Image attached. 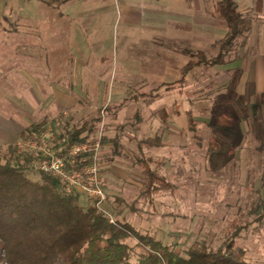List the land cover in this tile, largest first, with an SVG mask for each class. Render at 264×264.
<instances>
[{
  "label": "rangeland",
  "instance_id": "1",
  "mask_svg": "<svg viewBox=\"0 0 264 264\" xmlns=\"http://www.w3.org/2000/svg\"><path fill=\"white\" fill-rule=\"evenodd\" d=\"M50 1L0 0V164L9 154L28 155L29 181L59 179V191L72 187L81 207L95 206L110 221L127 223L181 256L196 240L217 247L232 221L248 224L235 243L246 250L247 262L264 264V0H235L248 30L222 63L237 66L225 73V64L203 65V83L188 75L184 89L176 82L177 69L146 59H91L92 72L79 74L78 81L54 67L49 36L27 20L49 19L44 5ZM217 1L204 2L222 27L213 15ZM155 39V59L162 61L166 43ZM220 42L205 41L203 57L217 56ZM151 47L143 52L152 53ZM185 111L192 114L191 128ZM74 130L92 150L86 163L94 167L96 183L81 174L83 167L73 175L75 167L71 172L67 164L70 147L78 143L65 146L62 135ZM156 137L159 144L144 143ZM30 138L39 141L35 151L19 148ZM140 153L157 161L152 167L170 190L138 198L144 184ZM50 156L63 159L59 173L41 169L51 164ZM95 187L102 198L91 194Z\"/></svg>",
  "mask_w": 264,
  "mask_h": 264
},
{
  "label": "trees",
  "instance_id": "2",
  "mask_svg": "<svg viewBox=\"0 0 264 264\" xmlns=\"http://www.w3.org/2000/svg\"><path fill=\"white\" fill-rule=\"evenodd\" d=\"M213 15L227 28L219 52L212 59L202 55L198 60L191 59L189 68L224 64L225 52L248 30L235 0H218ZM185 115L191 128L192 114L186 111ZM160 116L167 119L163 110ZM27 135L22 133L21 137ZM80 135V130L62 135L65 146L83 144L86 139ZM144 143L159 144V137ZM138 162L144 180L139 199L171 189V183L152 167L156 160L140 153ZM30 164L31 157L26 154H9V159L0 164V264H253L245 260L246 250L235 243L248 224L232 221L217 247L196 240L181 256L171 246L127 223L110 221L95 206L81 207L76 190L59 191V179L46 176L42 183L29 181L24 173Z\"/></svg>",
  "mask_w": 264,
  "mask_h": 264
},
{
  "label": "crops",
  "instance_id": "3",
  "mask_svg": "<svg viewBox=\"0 0 264 264\" xmlns=\"http://www.w3.org/2000/svg\"><path fill=\"white\" fill-rule=\"evenodd\" d=\"M204 1L51 0L49 7L44 5L52 12L49 19L35 17L27 20L36 31L49 36L54 67L62 66L68 73L71 71L77 81L79 74L84 76L92 72L88 68L91 59L109 55L110 59L140 58L155 66L162 65L164 69L175 68L181 75L176 82L184 89L188 75H192L198 84L204 81L203 65L189 68L187 63L203 56L205 41L217 43L227 32L225 25L219 27L214 23L211 10ZM155 37H161L166 43L162 49V61L155 59L159 58L155 48H160L153 44ZM148 44L152 45L153 52L146 55L143 50ZM224 64L222 72L225 73L237 66L234 62L233 67ZM141 68L137 73L144 71ZM163 87L168 86L164 84ZM58 95L65 97L64 94Z\"/></svg>",
  "mask_w": 264,
  "mask_h": 264
},
{
  "label": "built area",
  "instance_id": "4",
  "mask_svg": "<svg viewBox=\"0 0 264 264\" xmlns=\"http://www.w3.org/2000/svg\"><path fill=\"white\" fill-rule=\"evenodd\" d=\"M38 144H39V141H37L36 139H33V138H30L28 141H25L22 143V145H19V148H23L26 147L28 148L30 151H35L37 148H38ZM71 156L70 160L67 161V164H69V166L71 167V172L73 171V167H75L74 169V173L73 175L75 174L76 171H78V169H82V167L84 169H82L81 171L83 173H81L82 175L85 173L87 175H89V177L95 175V171H94V167L91 168L92 165L90 164H87L86 165V162L87 160L89 159V155L92 153V150L90 149V147H88V145H78V144H73L69 151H68ZM79 154L81 155V157H79V159H74V156L75 155H78ZM52 157V156H50ZM51 164L48 166V165H43L41 166V169H45L46 171L49 170L47 169V167H50L51 170H55L56 172L60 171L61 169H58L59 166H62L64 163H63V159L61 158H54L52 157V159L50 160ZM66 162V161H65ZM61 168V167H60ZM58 169V170H56ZM59 173V172H58ZM91 177L89 178L90 180H92L91 182H97V179H91ZM80 183V182H79ZM70 187V185H69ZM84 187V186H83ZM72 187H70V189L68 188V192H70ZM85 189V187H84ZM91 194H93V196L97 199L99 198H102V193H101V190L98 188V187H95L93 190H91Z\"/></svg>",
  "mask_w": 264,
  "mask_h": 264
}]
</instances>
